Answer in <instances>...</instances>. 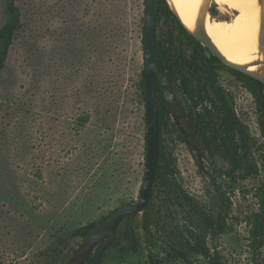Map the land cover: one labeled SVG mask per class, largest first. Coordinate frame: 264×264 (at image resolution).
Masks as SVG:
<instances>
[{
  "label": "rangeland",
  "instance_id": "374dc122",
  "mask_svg": "<svg viewBox=\"0 0 264 264\" xmlns=\"http://www.w3.org/2000/svg\"><path fill=\"white\" fill-rule=\"evenodd\" d=\"M14 1L20 28L0 72V264H43L42 252L55 237L99 222L139 196L146 167V3ZM231 12L222 13L218 4L210 9L218 22L231 20ZM156 38L175 57L193 50L165 12ZM172 71L185 109L195 102L197 113L210 106L198 93L202 75L176 65ZM216 71L248 126L258 172L249 177L227 174V161L193 137L191 143L202 149L204 173L172 119L164 127V150L180 185L209 214L223 212L213 178L231 202L226 216L231 228L208 238L212 252L219 251L227 264H264V245L256 258L248 222L258 208L255 189L264 181L262 118L244 78L224 65ZM184 75L192 98L182 85ZM159 188L154 187L150 207L120 226V233L130 229L136 234L137 248L123 238L125 244L106 240L100 264H148L150 257L187 264L173 256L171 246L183 239L190 210L175 197L174 217L166 220ZM189 259L188 264L208 263L194 253Z\"/></svg>",
  "mask_w": 264,
  "mask_h": 264
},
{
  "label": "trees",
  "instance_id": "16d2710c",
  "mask_svg": "<svg viewBox=\"0 0 264 264\" xmlns=\"http://www.w3.org/2000/svg\"><path fill=\"white\" fill-rule=\"evenodd\" d=\"M145 3L147 5V0H145ZM164 12L167 19L170 17L174 18L178 33L183 37L185 36L193 48V54L191 57H187L186 54H181L178 57H175L164 48L159 40H157L158 52L166 67L169 68V62L174 61L182 68L188 66L189 69L197 71L200 68H206L207 66H210L214 61L218 60V58L213 54H206L207 48L189 33L180 19L170 9L166 0H161L159 19L161 14ZM6 15V24L0 32V72L5 66V60L20 28V11L15 5L14 0L6 1ZM169 33H174L172 26L169 29ZM237 73L245 77L248 81L247 86L257 102L258 111L262 118L261 126L264 130V84L261 81L247 76L239 71H237ZM207 79L212 83L213 87L217 86L216 80L214 78ZM183 83L184 86H188L185 78L183 79ZM143 86L145 88V80ZM156 91L161 138L160 167L156 176L155 187L158 188V186H160L159 192L162 193L161 204L162 208L165 209L164 218L166 220L174 217L172 205L175 202V197L180 198L182 203H184V205H186L190 210L188 213L189 226L186 228L183 239L177 243L175 242L176 245L173 244L171 246V252L173 253V256L180 258L187 264L190 262L189 257L192 253L201 255L207 259V264H227L223 260V257L219 251L212 252L208 245V238L210 236L220 235L230 230L231 227L226 222V216L228 215V210L231 207V202L230 200L226 201V199H224L225 197L221 190L222 188L220 185H217L216 178H213L212 181L217 190L219 198L223 203L224 212H220L219 218L216 219L214 214H209L204 209L202 204L192 197V195H190L182 185H180L176 179L177 169L174 167L172 161L168 158L164 150L162 130L163 125H167L169 123L170 116L158 79L156 82ZM218 94L221 95L219 91ZM189 114L192 118L194 117L192 112ZM196 123L201 131L203 139L207 144V149L211 153L215 152L219 154L229 164L230 168L226 172L227 174L231 176L241 175L243 177H249L258 172V166L252 161L251 150L247 142V137L249 136L247 125L239 120L236 115L230 114L229 116H223V119L218 121L214 114L207 111L205 114L197 117ZM237 135L241 136V141L237 140ZM254 194L258 200V208L257 210L251 212V214L248 216V222L251 226V246L256 253V258H258L260 249L264 245V181L259 183ZM151 202L152 200L150 201L147 208L151 206ZM133 217L134 216H127L123 219V221ZM107 218L108 217H105L99 222H102ZM148 218L149 217H147V220ZM99 222L90 223L86 226L78 228L66 236L55 237L54 241L49 245V247L42 252L44 256L43 264H66L67 260L79 243L76 242L75 239L77 237L82 239L87 234V232ZM148 223L149 222H146L144 224V228L147 231L150 230V224ZM119 235L130 244L132 249L137 248L138 239L133 231L130 229H124V231L121 233L119 231ZM106 240H109L112 243H117V241L112 237ZM106 240L98 245L93 254L91 263L88 264H100L102 262L105 252L101 245ZM147 263L165 264L163 259H158L157 257H150V260Z\"/></svg>",
  "mask_w": 264,
  "mask_h": 264
},
{
  "label": "water",
  "instance_id": "95a60500",
  "mask_svg": "<svg viewBox=\"0 0 264 264\" xmlns=\"http://www.w3.org/2000/svg\"><path fill=\"white\" fill-rule=\"evenodd\" d=\"M6 1L0 0V32L7 21ZM167 2V0H166ZM168 3V2H167ZM161 0H147L146 5V25L144 29V48L146 60L145 73V95H146V123H147V145H146V167L143 182L139 192V196L134 204H127L119 207L106 220L94 225L87 234L78 243L66 264H88L91 263L93 254L98 245L104 240L112 237L119 244H125V241L119 236V227L123 219L127 216H135L142 213L149 205L155 187L156 176L160 167V125L159 111L157 102L156 82L159 80L167 105L171 111V115L183 134L186 132L179 120L175 108L185 114L183 108L178 102L173 80L165 68L163 61L159 55L157 48L156 30L159 21V10ZM170 9L179 18L177 13L168 3ZM217 2L209 0V5L200 15L195 30H189L184 23V27L192 34L203 46L208 48L212 54L218 57L225 65L237 71H240L264 84V3L263 17L261 25V35L259 39V51L263 55L262 59H257L253 65H261L259 71L249 70L247 65L236 63L228 59L217 47L212 38L207 34L204 26V18L210 9L215 7ZM211 14V13H210ZM180 19V18H179ZM188 117V116H187ZM189 118V117H188ZM191 149L195 155L198 164L205 170V165L201 157L199 147L192 145ZM219 213L215 212L218 219Z\"/></svg>",
  "mask_w": 264,
  "mask_h": 264
},
{
  "label": "bare ground",
  "instance_id": "6f19581e",
  "mask_svg": "<svg viewBox=\"0 0 264 264\" xmlns=\"http://www.w3.org/2000/svg\"><path fill=\"white\" fill-rule=\"evenodd\" d=\"M222 13L231 12V20L217 21L209 12L204 26L220 51L230 60L247 65L249 70L259 71L261 65H253L263 55L259 51V39L263 17L261 0H215ZM189 30H195L209 0H167ZM237 10L239 12H237ZM218 17V16H217Z\"/></svg>",
  "mask_w": 264,
  "mask_h": 264
},
{
  "label": "flooded vegetation",
  "instance_id": "af4514ba",
  "mask_svg": "<svg viewBox=\"0 0 264 264\" xmlns=\"http://www.w3.org/2000/svg\"><path fill=\"white\" fill-rule=\"evenodd\" d=\"M212 9V8H211ZM173 30H175L173 28ZM186 42H188V44L190 43L189 40L184 36ZM190 45V44H189ZM191 46V45H190ZM205 47V46H204ZM193 54V50L192 52L190 53L189 56L187 57H191ZM206 54L207 55H210L212 54V52H210V50L207 48V51H206ZM214 55V54H213ZM215 56V55H214ZM218 58V57H217ZM146 61V60H145ZM164 64V63H163ZM178 66L180 67L182 70H184L185 72L187 73H196L198 75H202V78L204 79V82H202L201 86L199 87V94H203V97L206 98V100L208 99L209 102H210V106H205L203 109H202V112L200 113H197L195 110H196V106H197V103L195 102L194 104V107L192 108H189V109H185V107L183 106V103L181 102V100L179 99L178 95H177V92H176V89H175V84H174V80H173V76H172V68ZM218 65H224L226 67H228L227 65H225L219 58L217 61H214L210 66H207L206 68H200L199 70L195 71L193 69H189L188 66H185V67H181L179 64L175 63L174 61H170L169 62V68L165 66V68L167 69L168 73L170 74L172 80H173V84H174V89H175V93H176V96H177V99H178V102L180 103L181 107L183 108L185 114H183L179 109L175 108V111L179 117V120L186 132V136L183 134V132L181 131V129L178 127L177 123L175 122V120L173 119L172 115H171V111L168 107V110H169V116H170V120L172 119L173 120V123H172V126L174 128H176L179 132L178 134V137L181 138L184 142L188 143L190 149H191V146L192 145H195L197 147L200 148L201 150V157H202V149H201V146L209 151L207 149V144L205 142V140L203 139L202 137V134H201V131L196 123V119L198 116H201L202 114H205L207 111L208 112H211L212 114H214L216 116V119L218 121H221L223 119V116H229L230 114H234L236 115V117L240 119L238 113H237V110H236V104L234 102V100L232 99L231 97V93L225 88L223 87L222 85H220L219 83V80H218V77H217V71H216V67ZM145 68H146V62H145ZM231 68V67H229ZM233 69V68H232ZM235 70V69H234ZM235 72L237 73V70H235ZM240 72V71H239ZM146 73V71H145ZM242 73V72H241ZM239 74V73H238ZM244 74V73H243ZM240 75V74H239ZM246 75V74H245ZM242 76V75H241ZM248 76V75H247ZM243 77V76H242ZM184 78L186 79L188 85L190 83V79L188 78L187 75H184ZM183 78V79H184ZM207 78H210V79H215L216 80V84L217 86L216 87H213L212 83L207 79ZM244 78V81L243 83L245 84V87L248 89V86H247V80L245 77ZM145 80V78H144ZM161 85V84H160ZM182 85L184 86V83H182ZM185 88V93L188 94L187 96L189 98H192V94L188 91V86H184ZM162 88V87H161ZM218 91L221 93V95L218 94ZM249 91V89H248ZM250 92V91H249ZM251 93V92H250ZM164 94V93H163ZM146 96V95H145ZM166 100V99H165ZM167 104V102H166ZM159 111V110H158ZM190 112L193 113L194 117L192 118L190 116ZM189 118H188V117ZM169 120V121H170ZM242 121V120H241ZM243 122V121H242ZM244 123V122H243ZM245 124V123H244ZM168 125V124H167ZM167 125H163V130L162 132L164 131V127H166ZM188 127L189 130L186 128ZM247 129H248V126H247ZM249 132V130H248ZM193 137H196L198 139V141L200 142V145L198 144H195V143H191V140ZM161 138V137H160ZM163 138H164V135H163ZM237 140L238 141H241V136L240 135H237L236 136ZM250 139H251V135L249 133V136L247 137V142H248V145H250ZM164 141V139H163ZM164 143V142H163ZM191 152L193 154V157L195 158V155L191 149ZM210 152V151H209ZM212 154V153H211ZM219 155V154H218ZM220 156V155H219ZM203 159V157H202ZM196 160V158H195ZM197 162V160H196ZM203 162H204V159H203ZM198 164V162H197ZM205 165V163H204ZM199 168L205 173L206 172V166H205V170L198 164ZM153 198V197H152ZM152 200V199H151ZM220 213V212H219ZM215 215V214H214ZM219 218V216H218Z\"/></svg>",
  "mask_w": 264,
  "mask_h": 264
},
{
  "label": "snow or ice",
  "instance_id": "6c2138e0",
  "mask_svg": "<svg viewBox=\"0 0 264 264\" xmlns=\"http://www.w3.org/2000/svg\"><path fill=\"white\" fill-rule=\"evenodd\" d=\"M262 3H264V0H261Z\"/></svg>",
  "mask_w": 264,
  "mask_h": 264
}]
</instances>
